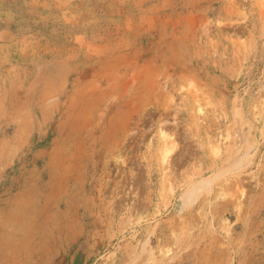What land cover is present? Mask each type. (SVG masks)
Instances as JSON below:
<instances>
[{
  "label": "rangeland",
  "instance_id": "rangeland-1",
  "mask_svg": "<svg viewBox=\"0 0 264 264\" xmlns=\"http://www.w3.org/2000/svg\"><path fill=\"white\" fill-rule=\"evenodd\" d=\"M0 264H264V0H0Z\"/></svg>",
  "mask_w": 264,
  "mask_h": 264
}]
</instances>
